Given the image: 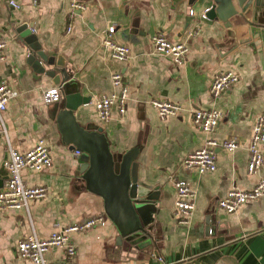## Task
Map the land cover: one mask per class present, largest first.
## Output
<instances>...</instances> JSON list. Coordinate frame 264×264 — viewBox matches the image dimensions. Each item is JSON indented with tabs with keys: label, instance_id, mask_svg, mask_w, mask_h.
<instances>
[{
	"label": "crops",
	"instance_id": "1",
	"mask_svg": "<svg viewBox=\"0 0 264 264\" xmlns=\"http://www.w3.org/2000/svg\"><path fill=\"white\" fill-rule=\"evenodd\" d=\"M9 1L0 0V37L7 41L0 84L18 95L2 113L8 143L0 137V187L6 179L2 161L8 145L24 153L43 140L52 161L41 172H22L28 186L45 187L47 196L31 201L28 211L0 213V264H32L17 257L20 238L33 232L47 238L56 225L93 216H102L104 225L71 234L74 264H264V195L241 204L232 214L216 206L231 189L250 190L264 179V164L254 175L246 172L251 130L264 112V6H253L250 20L254 24H242L238 30L248 42L236 47V42L225 40L221 24L201 17L206 4L190 5L188 0H13L19 9ZM73 2L85 9L72 11ZM190 10L195 18L191 19ZM26 23L45 54L62 57L88 101L72 112L68 127L53 116L54 110L63 108L65 97L61 93L59 102L45 104L43 91L55 85L26 62L28 46L16 32ZM112 24L116 25L115 41L130 49L126 62L114 60L101 45ZM196 30V36L186 37L187 31ZM155 34L186 42L188 53L182 65L154 51L151 38ZM229 70L238 75L237 83L213 99L209 93L213 76ZM115 72L121 73L128 90L125 116L106 125L98 119L94 102L117 91L111 82ZM151 99L170 101L182 110L162 121L149 106ZM211 108L220 109L225 117L213 133L205 134L193 126L192 113ZM82 136L103 137L111 151L129 153L138 183L159 188L146 233L128 236L130 223L108 202L106 185L96 183L99 193L92 188L91 178L85 179ZM209 138L235 139L238 148L232 152L216 149L213 173L199 175L194 169H184V157L202 148ZM177 179L188 181L195 193L187 228L174 218L173 181ZM62 256L60 249H50L45 259L54 262Z\"/></svg>",
	"mask_w": 264,
	"mask_h": 264
},
{
	"label": "built area",
	"instance_id": "2",
	"mask_svg": "<svg viewBox=\"0 0 264 264\" xmlns=\"http://www.w3.org/2000/svg\"><path fill=\"white\" fill-rule=\"evenodd\" d=\"M9 5L19 9L15 1L10 0ZM85 6L73 2L71 10L83 11ZM194 15L193 10L189 12ZM72 15H70L71 17ZM32 29V28H31ZM116 25H110L105 31L101 45L108 50L111 57L119 62H126L130 58V49L127 45L115 41ZM33 32V30H31ZM71 31V24L67 25L66 33ZM198 34L196 31H187L186 37L191 38ZM154 51L160 55L170 56L176 65H182L188 53V46L184 41H171L167 37L155 34L152 36ZM7 41L0 37V62L5 60ZM238 81V75L233 71L216 73L209 87V93L213 99H218L222 93L229 90ZM111 82L117 91L111 94H103L94 102L98 119L108 125L112 121H121L125 116L127 87L125 86L121 73L115 72L111 75ZM18 95L17 91L7 84H0V137L8 143L2 113L6 110L8 102ZM61 98L60 86L47 89L42 93L45 104L57 103ZM149 106L154 109L160 120L177 116L182 107L170 101L151 99ZM116 108V116L113 109ZM225 113L217 108L198 109L192 113L193 126L205 134H211L218 127ZM238 148L235 139H224L220 142L209 138L200 149L188 153L183 161L184 169H194L199 175L213 173L216 170V149L232 152ZM79 155V151L75 152ZM50 152L43 140H38L34 146L24 153L12 149L9 145L2 161L6 171V179L0 187V213L10 210L24 209L28 211L29 203L44 199L48 191L45 187L28 186L22 177L23 171L41 172L51 165ZM264 164V112L258 115L253 124L248 143V160L246 172L254 175L259 172ZM176 190V201L174 218L178 225L187 228L195 208V193L190 183L184 179L173 181ZM264 195V179H261L250 190L231 189L227 194L217 200L216 206L224 213H234L241 204L253 201ZM104 225L102 216H93L82 222L59 227L55 226L54 232L47 238H39L34 232L31 235L20 238L16 243L17 257L21 260L30 261L32 264H74L76 255L75 245L71 240L72 233H79L93 227ZM50 249H60L63 256L60 260L48 262L45 254Z\"/></svg>",
	"mask_w": 264,
	"mask_h": 264
},
{
	"label": "water",
	"instance_id": "3",
	"mask_svg": "<svg viewBox=\"0 0 264 264\" xmlns=\"http://www.w3.org/2000/svg\"><path fill=\"white\" fill-rule=\"evenodd\" d=\"M188 1L191 2L190 5L192 3L206 4L203 5L205 9H203L201 17L221 24L226 30L225 40H227V43L236 42V47L239 44L248 42L247 38L242 39L238 30L241 29L242 24H254L250 20L253 6H264V0ZM259 16V19H261V13ZM192 18H195V16H192ZM30 29L31 25L27 23L16 28V32L20 34L24 43L28 46L26 62L34 65L39 73L51 78L55 86H60L61 93L65 97V103L62 109L54 110L53 116L59 123L68 127L72 123V112L76 111L79 106L88 103V101L81 95L78 81L65 68L62 57L57 56L54 59L52 56L45 54L40 45L35 44ZM98 131L102 132L101 129H98ZM81 140L86 150V157L82 165V172L86 174L85 179L89 180V177L91 178L92 188L96 191L101 190V187H97L96 183L103 182L106 185L108 192L104 194L108 197V202H113L112 204L122 211L124 217L130 223L131 230L128 236L134 237L138 233H146L144 227L148 222L149 213L153 209L152 202L158 199L159 188L149 189L138 183L135 163H133L129 153L111 151L103 137H89L86 139L82 136ZM104 199L107 201L106 197Z\"/></svg>",
	"mask_w": 264,
	"mask_h": 264
}]
</instances>
